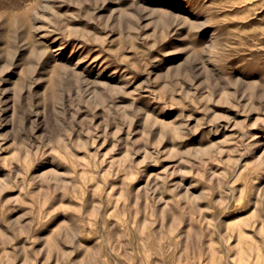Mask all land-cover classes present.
Here are the masks:
<instances>
[{
	"label": "rangeland",
	"instance_id": "rangeland-1",
	"mask_svg": "<svg viewBox=\"0 0 264 264\" xmlns=\"http://www.w3.org/2000/svg\"><path fill=\"white\" fill-rule=\"evenodd\" d=\"M0 264H264V0H0Z\"/></svg>",
	"mask_w": 264,
	"mask_h": 264
}]
</instances>
